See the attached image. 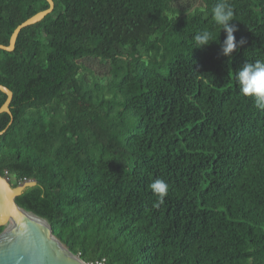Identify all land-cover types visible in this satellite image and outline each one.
Segmentation results:
<instances>
[{
	"label": "trees",
	"instance_id": "obj_1",
	"mask_svg": "<svg viewBox=\"0 0 264 264\" xmlns=\"http://www.w3.org/2000/svg\"><path fill=\"white\" fill-rule=\"evenodd\" d=\"M178 1L52 0L0 49L12 93L0 175L34 182L17 206L84 262L264 264V110L235 79L264 59V0H227L231 57L215 43L217 0L188 13ZM48 8L0 0V45ZM206 30L214 41L194 49ZM84 59L106 64V81H89ZM157 178L169 186L159 207Z\"/></svg>",
	"mask_w": 264,
	"mask_h": 264
},
{
	"label": "water",
	"instance_id": "obj_2",
	"mask_svg": "<svg viewBox=\"0 0 264 264\" xmlns=\"http://www.w3.org/2000/svg\"><path fill=\"white\" fill-rule=\"evenodd\" d=\"M47 1L49 8L17 26L11 35L9 45H0V49L12 51L20 29L41 21L51 12L53 2ZM0 91L7 96L0 107V113H10L8 106L12 93L2 85H0ZM33 183L30 180L12 187L8 179L0 175V227H4L0 233V264H85L55 238L44 219L17 206L15 197L24 187L31 186Z\"/></svg>",
	"mask_w": 264,
	"mask_h": 264
},
{
	"label": "clouds",
	"instance_id": "obj_3",
	"mask_svg": "<svg viewBox=\"0 0 264 264\" xmlns=\"http://www.w3.org/2000/svg\"><path fill=\"white\" fill-rule=\"evenodd\" d=\"M212 19L215 24L225 33V39L220 46V54L225 57L231 55L237 50L238 44L235 33L238 28L233 24L234 10L227 0H217L211 9ZM220 31V32H221ZM195 48L202 49L209 46L210 41H214L213 34L210 31H203L195 35ZM244 42L240 41L242 45ZM236 83L242 96L253 99L258 109L264 110V59H258L254 63L246 62L235 72ZM150 191L157 197L155 206L159 207L165 201L169 186L162 179H154L149 185Z\"/></svg>",
	"mask_w": 264,
	"mask_h": 264
},
{
	"label": "rangeland",
	"instance_id": "obj_4",
	"mask_svg": "<svg viewBox=\"0 0 264 264\" xmlns=\"http://www.w3.org/2000/svg\"><path fill=\"white\" fill-rule=\"evenodd\" d=\"M180 9L186 10V12H192L193 10L203 8V1L202 0H179L178 3L175 5ZM85 70L87 79L92 81L95 77L97 79H101L102 81H106L107 74H106V64L99 62L96 59H84L81 60ZM90 83V82H89Z\"/></svg>",
	"mask_w": 264,
	"mask_h": 264
},
{
	"label": "built area",
	"instance_id": "obj_5",
	"mask_svg": "<svg viewBox=\"0 0 264 264\" xmlns=\"http://www.w3.org/2000/svg\"><path fill=\"white\" fill-rule=\"evenodd\" d=\"M7 178V177H5ZM8 179V178H7ZM27 181H30V180H27V179H23L22 181L19 182V184H22V183H25ZM78 256V255H77ZM79 257V256H78ZM80 258V257H79ZM85 264H106L107 261H106V258H100V259H97V260H94V261H90V262H84Z\"/></svg>",
	"mask_w": 264,
	"mask_h": 264
}]
</instances>
